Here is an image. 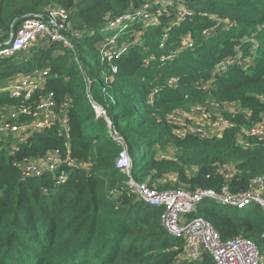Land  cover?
I'll return each mask as SVG.
<instances>
[{"label": "trees", "instance_id": "obj_1", "mask_svg": "<svg viewBox=\"0 0 264 264\" xmlns=\"http://www.w3.org/2000/svg\"><path fill=\"white\" fill-rule=\"evenodd\" d=\"M158 1L0 0V44L15 20L44 17L57 7L68 13L73 30L82 31L73 52L61 43L41 40L0 60V83L47 69L44 91L53 92L57 104L70 100L67 138L56 123L30 133L14 155L8 146L0 150V264H214L207 252L199 260H184L182 241L163 230L162 209L128 194V175L114 167L120 147L103 119L95 117L84 77L113 132L126 142L135 182L157 191H218L224 185L232 193L245 191L264 173V142L239 146L238 127L220 139H179L164 118L175 109L208 101L233 102L248 111L243 121L247 127L264 118V0ZM144 4L152 10L167 7V12L152 25L127 22L117 45L128 44V49L114 62L117 72L108 74L98 54V46L112 34L106 25ZM181 10L188 16L177 23ZM187 39L192 48L180 51ZM223 60L233 64L217 76L215 66ZM94 76L100 78L99 88ZM172 78L177 82L169 87ZM154 89L158 91L149 102ZM13 102L0 92V118ZM67 143L71 158L85 167L62 166L54 174L21 178L16 164L39 160L56 149L64 154ZM225 165L235 168L228 182L218 172ZM61 170L67 179L56 184ZM188 217L206 220L223 241L250 239L264 257V216L257 207L231 215L230 208L202 201Z\"/></svg>", "mask_w": 264, "mask_h": 264}, {"label": "built area", "instance_id": "obj_2", "mask_svg": "<svg viewBox=\"0 0 264 264\" xmlns=\"http://www.w3.org/2000/svg\"><path fill=\"white\" fill-rule=\"evenodd\" d=\"M163 13H165L163 7L152 10L150 4H144L132 14L123 15L106 25L105 30L112 34L98 46V54L100 61L107 65L108 74L117 72L114 62L128 49V44L117 45L120 34L129 27L127 22H143L152 25ZM35 16V18H24L17 25L10 43L0 47V60L28 50L36 41L41 40L48 43H61L73 52L74 40L81 38L82 31L73 30L69 15L64 9L51 8L44 17ZM187 16L188 13L184 10L179 11L176 22L184 20ZM117 32L119 34L116 37ZM207 33L208 31L203 32V34ZM166 36L165 33L163 39ZM163 45L164 42L161 41L160 47L162 48ZM187 48H192L189 39L181 43L179 50ZM172 56L162 57L160 62L165 63ZM237 63H240L239 59ZM232 64V60L220 61L215 66V74L221 75ZM247 64H250L249 60ZM148 65L149 61H146L145 66ZM103 73L107 80V74ZM48 77L47 69H35L28 74L14 76L10 79L8 87L0 89V92L8 93L9 97L14 100L8 108L7 115L0 118V150L3 145L8 146L9 153L14 155L20 145L27 141L30 133L49 129L56 123L62 126L65 137H68L67 110L70 107V100L57 104L53 92L44 91ZM84 81L86 97L95 117L103 119L112 140L120 147L114 160V167L128 175L124 183L128 194L136 196L138 200L149 206L162 209L160 219L163 230L167 236L182 241V258L186 261H196L201 259L204 252H207L214 264H264V257L250 239L238 236L223 241L206 220L201 217H188V214L202 201L215 202L235 211L255 206L264 216V173L254 178L247 190L237 193H232L227 185L218 191L210 189H199L194 192L183 189L157 191L146 183L135 182L130 176L132 161L124 138L113 132L106 110L94 101L91 95L90 80L84 77ZM176 82L177 80L172 78L168 80L167 85L170 87ZM202 89L205 90V87ZM157 91L154 89L150 93L149 102L153 100ZM249 116L248 111L233 102L210 101L193 105L187 109H175L165 116L164 121L172 128L174 136L179 139L188 136H195L201 140L220 139L226 130L238 127L235 136L236 143L243 148H248L251 145L250 141L264 142V118L247 127L243 125V121ZM65 140L68 142L67 139ZM65 146L64 154L60 149H56L48 152L38 161L24 160L22 164H16L19 167L21 178L38 177L43 172L54 174L62 166L67 169L85 167L78 165L71 158L68 143ZM164 157L160 156V158ZM218 172L223 180L228 182L232 179L235 168L232 165H225L219 168ZM66 179L67 174L61 170L55 182L60 184Z\"/></svg>", "mask_w": 264, "mask_h": 264}, {"label": "rangeland", "instance_id": "obj_3", "mask_svg": "<svg viewBox=\"0 0 264 264\" xmlns=\"http://www.w3.org/2000/svg\"><path fill=\"white\" fill-rule=\"evenodd\" d=\"M160 1V0H159ZM158 1V2H159ZM163 11L167 12V7H163ZM119 32H117L116 37L118 36ZM39 41H36L34 44L38 43ZM46 44H48V42H45ZM224 61V60H223ZM93 80L95 81V87L99 88L100 86V78L98 76H94ZM10 84V80L4 81L0 83V89L1 88H6L8 87ZM35 161H38V159H35ZM42 167H44L43 164H40ZM144 204H146L145 202H143ZM254 207V206H252ZM236 211L234 209H231V215H233ZM264 227V226H263Z\"/></svg>", "mask_w": 264, "mask_h": 264}, {"label": "water", "instance_id": "obj_4", "mask_svg": "<svg viewBox=\"0 0 264 264\" xmlns=\"http://www.w3.org/2000/svg\"><path fill=\"white\" fill-rule=\"evenodd\" d=\"M36 16H34V15H29V16H25V17H23V19L24 18H35ZM22 21V20H15L12 24H11V26H10V34H9V36H8V39L5 41V42H3L2 44H0V47H2V46H7L9 43H10V41H11V38H12V35H13V33H14V30L16 29V27H17V25L20 23V22Z\"/></svg>", "mask_w": 264, "mask_h": 264}, {"label": "bare ground", "instance_id": "obj_5", "mask_svg": "<svg viewBox=\"0 0 264 264\" xmlns=\"http://www.w3.org/2000/svg\"><path fill=\"white\" fill-rule=\"evenodd\" d=\"M209 102V101H208ZM183 108V107H182Z\"/></svg>", "mask_w": 264, "mask_h": 264}]
</instances>
